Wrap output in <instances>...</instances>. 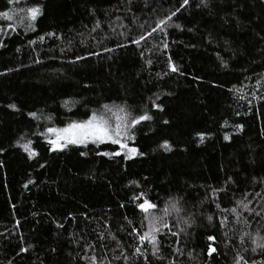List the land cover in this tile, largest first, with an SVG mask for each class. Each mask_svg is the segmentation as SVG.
<instances>
[{
  "label": "trees",
  "instance_id": "16d2710c",
  "mask_svg": "<svg viewBox=\"0 0 264 264\" xmlns=\"http://www.w3.org/2000/svg\"><path fill=\"white\" fill-rule=\"evenodd\" d=\"M181 3L0 0V264H264V0ZM93 113L137 154L50 143Z\"/></svg>",
  "mask_w": 264,
  "mask_h": 264
},
{
  "label": "snow or ice",
  "instance_id": "6c2138e0",
  "mask_svg": "<svg viewBox=\"0 0 264 264\" xmlns=\"http://www.w3.org/2000/svg\"><path fill=\"white\" fill-rule=\"evenodd\" d=\"M8 4H12L14 0H7ZM189 0H182V3L178 8L175 9L171 13L170 16L167 17L168 20H171L172 16H175L177 12L180 11L181 8H183L185 5H187ZM201 3L206 4V0H201ZM20 11L27 12L28 17L31 20H35L37 18V15L40 13V8L39 7H29L26 10L21 9ZM0 17H3L4 19L8 21H12L14 19V13L9 12V11H4L0 12ZM21 21L23 22V18H20ZM166 21L165 20H160L159 23H157L156 27L152 29L153 32H155L157 29H160L163 31V28L161 25H165ZM27 27H31V25H26ZM11 27V24L9 25ZM2 31V29H0ZM151 33H149L150 35ZM43 39V37H41ZM145 39L144 35H141L139 39H135L132 41V43L139 44L141 40ZM166 47V45H165ZM106 51H109V49H105ZM92 55H98V53H92ZM82 57H77V59H81ZM171 70L173 72L178 71V69L175 66H172ZM10 107H14V105H10ZM105 108L108 106L105 105ZM33 115H35L33 113ZM151 117L148 115H140L138 117H133L129 123L132 125H135L139 123L140 121H145V120H150ZM167 123V121H165ZM128 127V124H121L117 123L115 128H113L109 121L105 119L103 116H97L95 113L91 116L90 119L84 121L83 123L80 124H70L68 128L65 129H54V128H49L48 131L50 133H53L56 135V139L51 140L50 143L56 147H64L66 144L71 143V144H77V143H85L87 140L91 139L93 143H102L104 141H110L114 145H119V148L124 151L125 155L128 158H131V156L137 154V149L135 147H129L127 143L123 142L122 138V129L126 130ZM237 127H242L237 125ZM201 139L203 137L201 136ZM225 139H228L227 136H225ZM64 141V144H61L60 142ZM165 150H170V145L168 144L167 141L164 142L163 145H161ZM24 148L26 151H28V145H24ZM32 155L33 153H29ZM84 153H81L83 155ZM121 153L119 151L113 152V153H104V155H112V156H119ZM140 155H143V153H140ZM215 191V190H214ZM139 199V198H138ZM243 204V201L240 202ZM244 208L247 209V205L243 204ZM137 207L142 210L144 213H148L149 209H155L157 206L156 204L152 203L148 199H144L143 202L138 203ZM171 208L175 209L176 205L173 203L171 204ZM233 212L236 211V209L232 210ZM145 219L148 221L147 227L149 231L144 232L142 235H139V240L141 242L147 240L150 243L153 244L155 247V242L157 239L156 233L160 232L162 228H168L169 231L171 229L169 228V225L167 221L163 219V217H158L155 215H146ZM209 220H212V217H208ZM143 226V225H142ZM135 231V230H134ZM172 235H177V233H172ZM209 239H213L212 237H209ZM260 240H264V238L258 237ZM256 241H254L255 243ZM257 247L264 248V243H258ZM22 251H26V249H22ZM210 251L214 252L215 249H211ZM255 251V249H253ZM136 252L140 253V248H136ZM155 254V252H154ZM243 259V257H241ZM244 264H247V261L244 262Z\"/></svg>",
  "mask_w": 264,
  "mask_h": 264
},
{
  "label": "rangeland",
  "instance_id": "374dc122",
  "mask_svg": "<svg viewBox=\"0 0 264 264\" xmlns=\"http://www.w3.org/2000/svg\"><path fill=\"white\" fill-rule=\"evenodd\" d=\"M89 140H91V139H89Z\"/></svg>",
  "mask_w": 264,
  "mask_h": 264
}]
</instances>
